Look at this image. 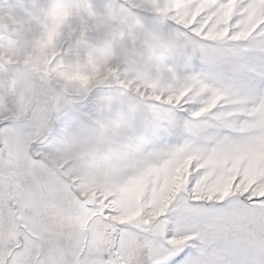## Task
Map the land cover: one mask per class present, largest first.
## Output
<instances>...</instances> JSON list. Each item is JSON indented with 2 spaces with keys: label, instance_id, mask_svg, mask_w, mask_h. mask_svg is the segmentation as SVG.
<instances>
[{
  "label": "snow or ice",
  "instance_id": "obj_1",
  "mask_svg": "<svg viewBox=\"0 0 264 264\" xmlns=\"http://www.w3.org/2000/svg\"><path fill=\"white\" fill-rule=\"evenodd\" d=\"M0 264H264V0H0Z\"/></svg>",
  "mask_w": 264,
  "mask_h": 264
}]
</instances>
